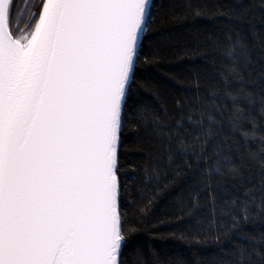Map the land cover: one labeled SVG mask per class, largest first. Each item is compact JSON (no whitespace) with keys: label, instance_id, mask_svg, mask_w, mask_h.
Here are the masks:
<instances>
[{"label":"snow or ice","instance_id":"snow-or-ice-1","mask_svg":"<svg viewBox=\"0 0 264 264\" xmlns=\"http://www.w3.org/2000/svg\"><path fill=\"white\" fill-rule=\"evenodd\" d=\"M23 13L21 28L14 19ZM163 13V0H0V264H148L155 245L133 238L129 209L155 218L156 209L141 204L151 203L169 171L185 175L178 162L199 180L188 186L190 199L175 198L176 219L168 222L187 231L160 239L202 244L188 237L229 229L215 242L233 243L238 264H253V254L264 264V238L243 231L252 207L264 217V196L257 204L254 184L233 185V193L224 183L243 176L246 159L264 157V69L247 79L252 71L240 58L245 66L252 60L237 33L224 52L231 65L221 85L204 96L197 78V103L177 99L179 115L170 116L158 96L157 73H166L157 58L170 38L157 27ZM133 122V143L151 126L166 158L144 152L142 166L126 167L135 164L125 147ZM237 135L245 148L258 140L259 153L245 155ZM258 176L264 192V159Z\"/></svg>","mask_w":264,"mask_h":264},{"label":"trees","instance_id":"trees-1","mask_svg":"<svg viewBox=\"0 0 264 264\" xmlns=\"http://www.w3.org/2000/svg\"><path fill=\"white\" fill-rule=\"evenodd\" d=\"M164 13L161 17L162 24L157 25L163 31L169 33L170 38L161 43V53L157 58L160 60L161 68L166 74L157 73L159 82L158 96L163 101L164 106L169 109L170 116H178L179 112L175 109L177 99L187 98L190 103L195 105V85L197 78L199 81V92L207 96L209 92L221 85V73H227L231 60L224 55L235 42L238 33L247 44L248 55L252 63L244 65V60L240 58L241 68L247 71L250 69L252 75L247 77L249 80L259 78V73L264 69V0H163ZM199 9L200 16L195 12ZM218 13H227V15H217ZM208 17H214L209 19ZM211 34V38H209ZM232 34L233 40L229 41L226 37ZM236 51L239 53L240 49ZM207 53V55H204ZM196 56L195 60L187 59L188 56ZM174 79H169V77ZM179 81V82H177ZM259 93L258 88L250 89ZM145 100L149 101L153 107L156 101L145 94ZM156 115L165 119L162 112L157 110ZM259 121L264 123V117H259ZM136 127L135 122L129 125L126 130L129 135L125 138V147L132 154L135 164L126 165V167L142 166L145 163L144 152H153L164 158L168 153L163 151L162 142L155 139L151 133V126L147 131L142 132L141 136L133 143L131 130ZM250 125H245V129H250ZM224 135H230L227 128L223 130ZM258 134H264V128H260ZM234 139L241 141V148L247 153H259V141H249L248 146L244 147V141L239 135ZM211 151V149L209 150ZM260 159H246L244 163L243 176L235 180L227 178L224 183L235 193L237 189L233 185L247 184L252 187L253 184L257 191L255 192V201L258 204L264 192L259 186V168ZM239 164V160L236 161ZM179 167L185 175L176 176L173 171H169L167 178L158 186V191L153 189L151 200H144L141 207L146 212L156 209L155 218L149 221V215L140 216L134 209H129V217L133 221V226L137 228V233L133 237L138 243L155 245L156 255L145 254V260L148 264H175L178 258L185 261V264H238V253L233 243L225 241L223 245L215 242V237L222 235L229 229H221L220 232H213L212 236L204 235L189 236L190 240L197 239L206 241L202 244L182 243L179 239L167 242L160 237H167L170 233L176 232L179 237L181 232H186L187 227L181 225L177 228L175 225L169 226V221H175L176 197L183 195L185 200L190 199L189 188L199 180V176H192L188 169L184 168L182 162H178ZM256 174L257 179L249 183L251 175ZM216 179H220L216 177ZM242 190V187H241ZM226 199L229 197H225ZM187 208L185 212H187ZM239 215V212H237ZM252 219L244 226L243 231L256 240L264 238V217L257 216V208L254 206L250 210ZM136 220L142 221L137 223ZM226 223L230 226L231 221ZM165 225L159 227V225ZM195 230L196 225H191ZM155 238V239H153ZM236 244L244 245L251 250L259 248V245H249L244 239H235ZM253 264H258V257L253 254L251 257Z\"/></svg>","mask_w":264,"mask_h":264},{"label":"flooded vegetation","instance_id":"flooded-vegetation-1","mask_svg":"<svg viewBox=\"0 0 264 264\" xmlns=\"http://www.w3.org/2000/svg\"><path fill=\"white\" fill-rule=\"evenodd\" d=\"M20 2V0H18ZM28 22V16L27 13H23L19 16L18 20L14 19V23H19L20 27L23 28Z\"/></svg>","mask_w":264,"mask_h":264}]
</instances>
